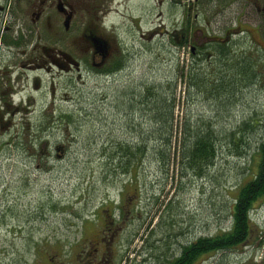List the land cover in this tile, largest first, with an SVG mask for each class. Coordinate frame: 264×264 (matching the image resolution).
Segmentation results:
<instances>
[{"label": "rangeland", "instance_id": "374dc122", "mask_svg": "<svg viewBox=\"0 0 264 264\" xmlns=\"http://www.w3.org/2000/svg\"><path fill=\"white\" fill-rule=\"evenodd\" d=\"M74 3L80 7L78 18L81 15L85 22L103 10L118 27L110 37L128 57L122 70L109 76L82 71L77 78V73L59 75L41 67L29 73L30 79H40L39 86L30 84L29 110L20 109L15 114L17 126L12 131H0V264H80L76 252L104 229V224L110 226L111 220L117 223L111 227L116 232L112 264H145L143 252L152 258L180 255L191 241L228 232L234 198L251 177L249 168L256 169V144L264 137V65L259 84L244 88L233 98L236 104L230 106L232 111L222 114L214 98L186 100L181 73L185 75L190 68L194 46H180L169 35L157 34L158 27L172 33L175 22L183 20L186 7L174 6L170 12V6L161 7L157 0ZM21 5L25 8L24 2ZM239 10L243 15L248 12H244V1ZM22 16L19 13L20 28L22 21L34 25L30 17L25 21ZM245 16L246 26L260 24L261 13L256 8L253 15ZM0 17V26H5L11 20L10 10ZM200 17L201 28L208 27L217 38L224 36L223 21ZM35 26L44 38L54 32L55 40L60 37L46 21H36ZM245 31L242 38H235L233 48L238 52L251 49L256 60L264 58V49L259 50L260 35L254 32L248 36ZM34 41L40 43L36 32ZM54 43L42 42L50 48ZM3 48L1 44L4 63ZM208 51L213 52L210 46ZM35 53L48 58L44 51ZM205 68L211 71L210 65ZM149 83L164 85L167 94L174 89L175 125L189 117L186 114L197 126L196 120L215 122L219 111L221 127L231 130L253 113V149L240 157L239 150L222 142L214 164L202 175L192 169L177 170V129L173 127L174 148L162 153L163 158L149 151L138 168L134 162L129 167L132 159L120 146L147 139L152 127L140 120L139 113L134 115L137 128L133 126L132 114L122 109L123 90L139 91L142 84ZM147 140L152 146L159 144ZM251 224L264 228V206ZM250 252L251 246L222 250L214 256H202L198 264H245ZM152 258L147 264H155ZM80 259L84 264V257Z\"/></svg>", "mask_w": 264, "mask_h": 264}, {"label": "flooded vegetation", "instance_id": "af4514ba", "mask_svg": "<svg viewBox=\"0 0 264 264\" xmlns=\"http://www.w3.org/2000/svg\"><path fill=\"white\" fill-rule=\"evenodd\" d=\"M74 1L0 0V16L6 14L9 10L11 15V20L5 26H0V48L3 44L4 48L2 50L6 59L3 63L0 50V131L4 129L12 131L11 129L17 126L13 121L15 114L20 109L22 111L29 110L30 95L28 96V91L30 84L33 83L34 87L40 85L39 77L30 79L29 76V73L35 67H37L36 69L41 67L47 72L55 70L59 75L77 73V78H80L82 71L86 70H91L89 73H93V71L104 72L109 76L116 68H120L124 62L125 57L122 56L125 51L121 52L117 42L110 37L114 33L107 32L102 27L104 19L100 18V13L99 15L95 14V17L89 22H85L81 15L78 18L80 7H76ZM157 1L161 7L164 4L170 6V12L173 11L174 6L187 8L183 20L175 22L177 26L172 33L167 29L162 31V27H158L156 29L159 31L157 34L160 36L169 35L180 46H194V49H196L193 51L194 54L202 49L205 50L208 53L207 60L209 61L214 55L207 50V47L209 49V46L215 42L231 45V47H233V44L237 45L234 42L235 38L239 36L242 38L243 30H258L257 26L250 27L243 24L245 15H253L255 8L257 12L264 11V0ZM243 1L246 8L244 12L248 11L245 15H243V10H239ZM21 2L25 3V8L22 7ZM4 3H9V5L7 6ZM19 13L23 15L22 18L25 21L30 17L34 25L28 21L27 23L22 21L20 28L18 23ZM200 15L202 18L205 15L204 19L213 16L216 20L223 21L224 36L217 38L208 32V27L201 28L203 23L199 22ZM40 20L46 21L50 29L57 30L60 37L55 40L56 32L53 31L54 33H50L44 38L39 33L40 29L35 26V22ZM206 22L209 24L208 20ZM195 23H197V26H195ZM35 32L40 40L37 45L34 41ZM52 40L55 43L51 48L42 44L43 41ZM35 51H44L48 58L42 57L40 53L36 54ZM18 52H20L22 58ZM112 225L116 226V221L111 220L110 226L104 224L107 229L98 230L96 236L93 235L92 238L87 239V243L81 247L80 253L76 252V258L80 264H83L80 259L81 256L84 257V264L113 263L116 232L112 230ZM247 238L239 246L240 248L251 246L250 255L247 257L249 259L245 260V264H264V228L260 229L252 225ZM88 246H90L89 250L86 249ZM220 251H214L211 256ZM142 254L144 263L152 258L148 257L145 252ZM179 256L181 254L165 255L164 263H160V260H163L164 257H154L152 259L155 260V264H177Z\"/></svg>", "mask_w": 264, "mask_h": 264}, {"label": "trees", "instance_id": "16d2710c", "mask_svg": "<svg viewBox=\"0 0 264 264\" xmlns=\"http://www.w3.org/2000/svg\"><path fill=\"white\" fill-rule=\"evenodd\" d=\"M257 29L246 30L245 33L248 36L249 33L252 35L254 32L259 34L261 42L259 50L263 51L264 11L261 12L260 24ZM173 42L177 44L175 40ZM210 47L214 56L210 61L208 60L209 62H207L205 50L202 49L192 55L190 68H187L186 74L184 75V71L181 73V78H184L186 82V100L190 98L192 102L200 96L211 100L214 98L218 102L222 114L229 113L232 111L231 107L236 104L233 100L235 96H239V93L244 88L247 89L248 85L250 86L254 82L259 84L258 78L262 75L264 58L256 60L255 53L251 49L248 52H238L231 45L223 43L215 42ZM204 64L205 67L210 65L211 71L205 68ZM121 70L122 66L116 68L109 75H114ZM165 90L164 85L151 83L142 84L139 91L129 87L123 90L122 109L128 110V113L132 114L130 120L133 126L137 128L134 115L139 113L140 120L151 123L152 128H150L148 138L159 143L152 146L147 140L148 138H144L133 145L127 143L124 146L121 145L120 151L125 150L128 153V158L132 159L129 167L134 162L138 168L144 157L148 156L149 151L152 150L157 153L158 157L161 155L159 158H163L162 153L165 155L167 151L174 148L173 127L177 129L175 140L177 170L187 169L190 171L192 169L194 173L202 175L207 168L214 164L218 149L223 146L222 142H226L228 147L232 146L236 152L239 150L237 155L240 157H246L248 150L253 149L252 141H250L251 133L256 128L251 124L253 113L248 118H244L239 125H232L231 130L221 127L223 119L219 115V111L215 122L196 120L200 125L197 126L192 122L194 121L192 116L186 114L189 117L183 118L180 125H175L176 95L174 89L168 94ZM70 117L71 115L68 118ZM257 141L258 150L256 156L253 157L256 169L249 168L253 171L252 175L241 186L234 198L231 206L233 219L231 229L228 232L221 231L216 236L191 241L190 244L182 248L177 264H198L202 256L216 250L234 249L248 239V231L252 227L249 211L264 199V137ZM231 151L229 150V153H232ZM159 161L165 165L164 159ZM133 169L132 166V173L135 171Z\"/></svg>", "mask_w": 264, "mask_h": 264}, {"label": "bare ground", "instance_id": "6f19581e", "mask_svg": "<svg viewBox=\"0 0 264 264\" xmlns=\"http://www.w3.org/2000/svg\"><path fill=\"white\" fill-rule=\"evenodd\" d=\"M122 57H128V54H124ZM121 66H124L123 64ZM223 66V65H222ZM224 67V66H223ZM91 70H86V71H83L84 73L86 74H96V75H99V76H102V75H105L107 76V73H104V72H94L93 73H89Z\"/></svg>", "mask_w": 264, "mask_h": 264}]
</instances>
